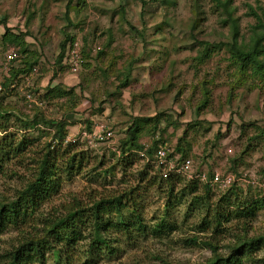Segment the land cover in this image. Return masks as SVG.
Masks as SVG:
<instances>
[{
    "label": "rangeland",
    "instance_id": "374dc122",
    "mask_svg": "<svg viewBox=\"0 0 264 264\" xmlns=\"http://www.w3.org/2000/svg\"><path fill=\"white\" fill-rule=\"evenodd\" d=\"M226 1L0 0V109L7 111L0 119V127L7 128L0 130V142L12 134L15 145L24 144L20 146L22 156L10 154L4 162L0 197H15L35 178L39 162L51 150L59 159L54 161V179L59 185L36 215H42L43 221L50 213L62 215L61 210L74 205L75 199L91 207L102 197L135 189L133 200L147 225L164 217L177 227L164 239L148 235L124 242L118 235V242L112 244L119 247L118 252L102 256L98 264H206L229 255L239 239L263 237L264 204L253 220L223 223L220 234L211 229L198 232L205 212L190 210L195 196L189 195L188 179L181 177L170 198L160 178L149 182L157 174L152 164L139 153L120 156L117 146L133 115L160 113L157 133L148 135L153 129L149 126L140 138L143 145L158 141L159 148L165 143L170 154L180 157L174 147L187 133L182 144L190 146L185 158H190L193 174L252 177L256 185L236 184L234 192L242 200H264V68L261 74L244 73L230 57L225 44L231 40L232 26L223 23L226 16L219 5ZM229 1L230 19L241 41L249 43L254 32H264V0ZM6 31L24 40L21 50L26 52L19 61L8 62L2 52L7 49L3 43ZM70 39H79L88 57H83L78 73L69 69ZM27 61L33 64L31 71H27ZM63 61L67 67L61 64L60 68ZM129 70L130 84L121 90ZM89 123L91 131L103 123L114 133L113 140L97 147L78 143L66 151L69 140L87 132ZM58 126L65 131L61 144L54 140ZM69 159L74 161L72 173L68 172ZM146 174V181L141 182ZM203 185L196 183V196L201 198L206 196ZM211 190L213 207L228 191ZM183 192L182 202L167 208ZM204 201L201 209L207 206ZM18 231L7 227L0 233V257L17 244ZM193 237L197 244L189 248L184 241ZM208 240L215 250L204 245ZM86 247L83 242L74 250L75 264L82 262ZM50 256L47 264H52Z\"/></svg>",
    "mask_w": 264,
    "mask_h": 264
},
{
    "label": "trees",
    "instance_id": "16d2710c",
    "mask_svg": "<svg viewBox=\"0 0 264 264\" xmlns=\"http://www.w3.org/2000/svg\"><path fill=\"white\" fill-rule=\"evenodd\" d=\"M219 5L222 7L223 13L226 16L223 23L229 22L232 26L231 40L225 44L231 53L230 57L234 59L240 71L261 74L264 68V63H262V58H264V32L262 34L254 32L253 38L249 43L241 41L240 35L238 34L239 30L234 20L230 19L231 15L228 11L230 1L227 0ZM9 34V31L5 32L3 35V43L6 44L7 48L12 47L17 49V58L15 61H19L23 58L22 54L25 55L26 52L25 49L21 50V47L25 46L24 40L20 35ZM70 41L71 48L74 40L70 39ZM64 45L61 48L62 53L65 50L66 45ZM82 52L81 48L80 55L82 63L79 68L83 67L84 58L88 60L86 54ZM25 66L28 68L27 71H31L33 64L27 61L25 62ZM21 72L23 73L25 71ZM130 76L131 70L125 75L119 89L122 90L127 87ZM56 91L60 90L56 89ZM198 109L201 110L200 108ZM6 114V110L0 109V119H4ZM161 117L163 115L159 113L152 117L133 118L128 124L129 126L125 131L124 138L117 142V146L120 156L123 157L125 154L132 152L137 155L139 153L142 156L141 158H145L149 164H152L157 174L154 175L153 181L149 182L155 183L160 178V184L164 185L167 190V195H171V198L175 195L174 192L178 188L177 185L181 177H185L171 173L163 178L162 172L155 167L153 162L154 154L158 148V141H154L150 145H143L140 142V138L146 133V129L149 126L153 127V129L147 131L149 132L148 135L154 136L157 133ZM46 123L53 124L54 121H46ZM90 125L89 123L87 132H91ZM243 127L245 126H241V129ZM0 130L6 132L7 128L2 126ZM186 134L184 133L178 139L174 147V153L182 154L179 157L180 161L186 159V155L191 150L189 145L185 147L182 144L186 140ZM64 137L65 131L63 127L58 126L54 140L59 141L61 144L65 140ZM14 140L16 138L11 134L9 137L3 139V143L0 142V174H2L4 162L10 157V154L15 157L22 156L23 154L24 150H20V146L24 145L23 142L21 141L15 145ZM77 145L78 143L73 144L69 142L65 150H72ZM55 153L50 150L43 155L38 164V172L35 178L30 179L24 188L17 192L15 197L9 199L0 197V233L7 229V227L19 230L17 244L11 250L7 251L4 256L0 257V264H47L50 255L52 264H73V262L75 264L74 260L76 259L73 257L74 250L83 242H87V247L86 251L82 253V262L80 261V264H98L102 256L110 255L112 257L118 252L119 247L115 248L112 245L118 242V235L124 238V242H130L137 241L139 237H146L148 235L156 239H164L173 231H176V225L166 221L164 217L152 226L144 222L142 214L136 208L137 202L133 200L135 189L123 190L115 195L112 194L111 196L102 197L98 201H94L91 207L75 199L74 205H69L61 210L62 215H56V212L50 213L47 214V217L43 221L42 215H36L41 214L42 205L46 204L52 198L56 193L55 189L59 185L54 179V173L57 170L54 161L59 160ZM168 157H173V154L168 153ZM69 160L72 164H69ZM69 160L67 164L69 168L68 172L72 173L75 168L74 161L73 159ZM130 162L131 165L133 161ZM149 164L145 167L144 172L149 169ZM78 170H81V168L79 167ZM146 176L147 174L142 178L141 182L146 181ZM208 177L211 176L209 175ZM188 181L191 183L188 186L190 187L189 195L195 196L189 205L190 210L198 211V213L205 212V216L197 226V230L200 233H208V230L211 229V233L217 235L222 232L221 228L223 223L240 219L253 220L260 211L261 205L264 204V200L262 199H240L239 195L234 192V185H232L226 191H223L228 192L212 207L210 200L214 192L212 193L211 186L209 184L203 185L204 193L207 197L201 198L196 196V183L198 181L195 179ZM188 187H185V189ZM176 195L180 198L177 199V202L176 199L175 202L170 201L167 208L170 207L172 209L176 207V204L182 202L181 198H185V192L181 193V195ZM203 200L207 202L205 209H201L202 207H200L204 204L201 202ZM34 219L38 220V223L35 221L36 225L32 223ZM30 222L33 224L32 226H29ZM20 225L22 226L21 228ZM25 225H28L27 229H23ZM88 229L90 231L85 235ZM211 241L208 240L203 243L208 248L215 250L213 241ZM184 243L190 248V246L197 244V240L193 237L186 239ZM245 263L264 264V236L257 239H239L238 245L229 255L226 257H214V260L206 264Z\"/></svg>",
    "mask_w": 264,
    "mask_h": 264
},
{
    "label": "built area",
    "instance_id": "2783aa9c",
    "mask_svg": "<svg viewBox=\"0 0 264 264\" xmlns=\"http://www.w3.org/2000/svg\"><path fill=\"white\" fill-rule=\"evenodd\" d=\"M81 43L79 39H75L73 46L69 48L68 52V61L69 69L76 73L79 69V66L82 63L81 55ZM5 56H7L8 62L15 61L17 58V49L7 48L2 51ZM1 90V86H0ZM28 102L30 104L34 103L33 100L29 99L27 96ZM78 139L69 140L70 143H87L90 147H97L103 142L111 141L114 138V133L108 129L103 123L97 125V127L91 132H82ZM230 151V150H229ZM169 149L167 145H163L157 149L154 154V165L157 169L162 172L163 177L171 173L184 176L186 179H195L199 184H209L211 188H216L218 192L226 191L232 185L238 184L243 186L244 184L256 185L257 180L248 177L244 179L243 177H237L232 173H220L214 172L211 177H208L205 172L198 173L197 175L193 174L192 164L190 158H186L180 161L179 157H168ZM262 189L264 190V183H262Z\"/></svg>",
    "mask_w": 264,
    "mask_h": 264
},
{
    "label": "crops",
    "instance_id": "0c3cea01",
    "mask_svg": "<svg viewBox=\"0 0 264 264\" xmlns=\"http://www.w3.org/2000/svg\"><path fill=\"white\" fill-rule=\"evenodd\" d=\"M61 64H63V67H64V66H66V63H65V61H63V62H60V65H59V67H60V68L62 67V65H61ZM57 67H58V66H57ZM59 67H58V68H59ZM66 67H67V66H66ZM79 70H80V68L77 70V72H76V73H78V72H79ZM83 70H84V69H83ZM131 81H132V80H131ZM131 81H130V82H131ZM129 84H130V83H128V84H127V87L129 86ZM86 105H87L86 107H87V109H88V108L90 107V105H91V104L89 103V104H86ZM155 111H156V110H155ZM133 116H134V117H136V116H138V115L136 114V115H133ZM152 116H154V115H152ZM152 116H151V117H152ZM138 117H143V116H138ZM92 120H93V119H92Z\"/></svg>",
    "mask_w": 264,
    "mask_h": 264
}]
</instances>
